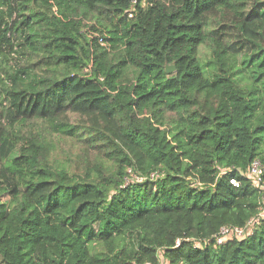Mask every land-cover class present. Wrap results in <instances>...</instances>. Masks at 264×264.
<instances>
[{
    "label": "trees",
    "instance_id": "obj_1",
    "mask_svg": "<svg viewBox=\"0 0 264 264\" xmlns=\"http://www.w3.org/2000/svg\"><path fill=\"white\" fill-rule=\"evenodd\" d=\"M256 160L264 0H0V264H264Z\"/></svg>",
    "mask_w": 264,
    "mask_h": 264
},
{
    "label": "rangeland",
    "instance_id": "obj_2",
    "mask_svg": "<svg viewBox=\"0 0 264 264\" xmlns=\"http://www.w3.org/2000/svg\"><path fill=\"white\" fill-rule=\"evenodd\" d=\"M259 24L260 21H254L249 24V35H251V37L255 38L257 36L256 33ZM71 89L74 93L78 94L79 99L84 107V109L79 114L84 115L88 112H91V114H87L89 115V122H98L107 125L108 127H115L112 123L114 122L113 114L108 106L107 101L104 100V95L101 92V89L97 85L80 80L76 81L71 86ZM80 118L84 120L85 117Z\"/></svg>",
    "mask_w": 264,
    "mask_h": 264
},
{
    "label": "built area",
    "instance_id": "obj_3",
    "mask_svg": "<svg viewBox=\"0 0 264 264\" xmlns=\"http://www.w3.org/2000/svg\"><path fill=\"white\" fill-rule=\"evenodd\" d=\"M157 172L154 171L151 174L152 178L156 177ZM246 174L251 178L253 184L264 190V183H263V175H264V171L262 169L261 163L260 161L256 160L252 163L251 167L247 170ZM133 177L137 180V181H143V177L140 176H136L135 174L133 175ZM231 183L236 186L239 187L240 186V181L238 179H232ZM262 215H264V211L262 213ZM253 224V220H250L248 222L249 227L247 228V231L242 228V227H222L219 234L215 237V244L216 245H221L223 243H225L227 240L232 239L234 237L239 238L242 237L243 235H245L246 232H248L250 230V232L252 231L251 228ZM180 244V240H177V245ZM131 264H138L136 262H133Z\"/></svg>",
    "mask_w": 264,
    "mask_h": 264
},
{
    "label": "water",
    "instance_id": "obj_4",
    "mask_svg": "<svg viewBox=\"0 0 264 264\" xmlns=\"http://www.w3.org/2000/svg\"><path fill=\"white\" fill-rule=\"evenodd\" d=\"M166 71L169 74L175 72V66L174 65H166Z\"/></svg>",
    "mask_w": 264,
    "mask_h": 264
}]
</instances>
